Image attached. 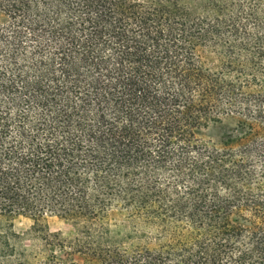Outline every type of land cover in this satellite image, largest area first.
Listing matches in <instances>:
<instances>
[{
	"label": "trees",
	"instance_id": "1",
	"mask_svg": "<svg viewBox=\"0 0 264 264\" xmlns=\"http://www.w3.org/2000/svg\"><path fill=\"white\" fill-rule=\"evenodd\" d=\"M15 217L0 264H264V0H0Z\"/></svg>",
	"mask_w": 264,
	"mask_h": 264
},
{
	"label": "rangeland",
	"instance_id": "2",
	"mask_svg": "<svg viewBox=\"0 0 264 264\" xmlns=\"http://www.w3.org/2000/svg\"><path fill=\"white\" fill-rule=\"evenodd\" d=\"M222 134L218 128L210 129L204 137L206 139H217ZM34 221L25 217H15L10 221H2L0 226H10L12 232L23 240V245L30 249H41L40 242L33 233ZM43 227L49 234L56 235L63 240L71 239L74 235V229L69 221L63 218L46 217L43 221L39 222L37 228Z\"/></svg>",
	"mask_w": 264,
	"mask_h": 264
}]
</instances>
